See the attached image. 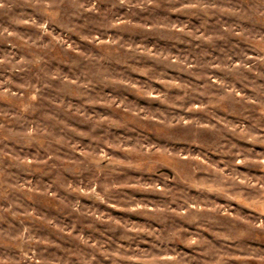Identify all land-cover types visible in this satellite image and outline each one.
Listing matches in <instances>:
<instances>
[{
  "label": "clouds",
  "instance_id": "9594fccd",
  "mask_svg": "<svg viewBox=\"0 0 264 264\" xmlns=\"http://www.w3.org/2000/svg\"><path fill=\"white\" fill-rule=\"evenodd\" d=\"M0 264H264V0H0Z\"/></svg>",
  "mask_w": 264,
  "mask_h": 264
}]
</instances>
